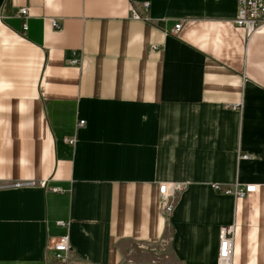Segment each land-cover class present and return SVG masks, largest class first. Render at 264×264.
Wrapping results in <instances>:
<instances>
[{
    "label": "crops",
    "instance_id": "obj_1",
    "mask_svg": "<svg viewBox=\"0 0 264 264\" xmlns=\"http://www.w3.org/2000/svg\"><path fill=\"white\" fill-rule=\"evenodd\" d=\"M237 14L238 0H0V264H220L229 226L231 264H264V34ZM162 183L186 184L169 220Z\"/></svg>",
    "mask_w": 264,
    "mask_h": 264
},
{
    "label": "built area",
    "instance_id": "obj_2",
    "mask_svg": "<svg viewBox=\"0 0 264 264\" xmlns=\"http://www.w3.org/2000/svg\"><path fill=\"white\" fill-rule=\"evenodd\" d=\"M149 3H145V8L148 9ZM20 16L29 17V10L23 8L20 10ZM133 17L139 19L141 17L136 11L133 12ZM234 23L237 27L245 30L247 37H251L254 34H264V0H238V14ZM55 28L60 29L57 22H53ZM182 25L176 26L175 32L178 33L181 30ZM27 24L24 25V30H27ZM85 121H80L78 126L85 125ZM77 142L76 138L67 140V143L74 146ZM28 185H34L30 182ZM22 183L15 184L16 187H21ZM186 184L182 183H162L160 184V209L165 218L169 220L174 212L177 196L185 189ZM213 188L217 191H223L226 194H233L237 197H244L247 194L255 193L258 191L257 185H247L244 190L238 188L225 189L219 184H214ZM59 226H66L65 222H58ZM235 238V226L225 227L221 230L220 234V264H231V252L233 241ZM53 252L57 253L58 259H67L73 252V248L70 243V236L65 235L58 240H53L49 248Z\"/></svg>",
    "mask_w": 264,
    "mask_h": 264
}]
</instances>
